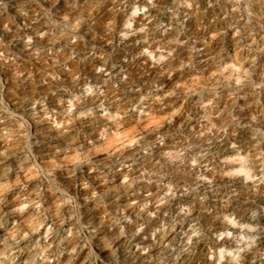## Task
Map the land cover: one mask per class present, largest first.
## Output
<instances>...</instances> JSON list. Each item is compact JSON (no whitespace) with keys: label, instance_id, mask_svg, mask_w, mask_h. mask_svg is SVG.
I'll return each mask as SVG.
<instances>
[{"label":"rangeland","instance_id":"obj_1","mask_svg":"<svg viewBox=\"0 0 264 264\" xmlns=\"http://www.w3.org/2000/svg\"><path fill=\"white\" fill-rule=\"evenodd\" d=\"M0 264H264V0H0Z\"/></svg>","mask_w":264,"mask_h":264}]
</instances>
